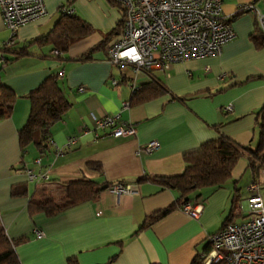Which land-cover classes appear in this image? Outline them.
<instances>
[{
    "label": "crops",
    "instance_id": "1",
    "mask_svg": "<svg viewBox=\"0 0 264 264\" xmlns=\"http://www.w3.org/2000/svg\"><path fill=\"white\" fill-rule=\"evenodd\" d=\"M247 3L264 13V0H222V15L235 37L219 55L175 62L165 72L135 71L106 60V47L117 38L119 32L113 31L121 19L111 0H44L47 14L17 31L12 48H25L27 54L13 59L8 54L0 68V84L16 95L10 116L0 119V222L10 239L25 237L15 248L21 264H191L208 250L211 234L247 219V187L262 175L243 156L227 181L189 196L202 204L199 217L175 208L137 231L145 217L170 206L178 195L138 179L182 173L185 154L219 135L241 149L264 148V44L256 47L251 38L255 14H237ZM63 5L90 30L61 51L53 41L35 40L49 34ZM10 37L0 16V53ZM50 76L57 77L70 105L48 127L43 147L30 143L22 150L18 134L29 116L26 95ZM156 83L166 91H156ZM139 88L156 94L130 104ZM229 104L232 108L226 110ZM103 114L133 124L135 134L115 137L109 129L97 130L95 118ZM72 136L76 141L65 146ZM152 139L158 145L145 151ZM27 169L46 173L48 179L28 180ZM80 178L106 187L95 199L52 217L30 213L28 201L37 187L49 188L59 199L65 183ZM116 182L135 192L111 193L107 184Z\"/></svg>",
    "mask_w": 264,
    "mask_h": 264
},
{
    "label": "built area",
    "instance_id": "2",
    "mask_svg": "<svg viewBox=\"0 0 264 264\" xmlns=\"http://www.w3.org/2000/svg\"><path fill=\"white\" fill-rule=\"evenodd\" d=\"M121 10V26L117 38L106 47V60L116 65H131L135 71L159 69L165 72L172 63L219 55L222 47L235 37L230 22L222 15V0H111ZM61 9L68 15L73 10L66 5ZM252 11L264 31V13L254 4L239 8ZM47 14L44 0H0V16L11 32L3 46L14 44V36L25 24ZM57 53V51H55ZM0 53V66L4 65ZM61 75V74H60ZM225 74L219 75V78ZM116 82V81H114ZM82 89V87H80ZM128 105L124 103L123 106ZM229 104L225 107L230 110ZM97 130L109 129L115 137L135 134L134 125L121 121L118 115L103 114L95 118ZM76 141L70 137L65 146ZM150 140L145 151L158 145ZM62 147L57 152L62 151ZM262 183L249 184L244 209L247 219L226 223L208 238L209 248L200 255L202 264H264V164L261 166ZM28 180H47L46 173L27 169ZM111 193L132 194L131 185L120 182L108 186ZM191 217H199L202 204L187 200L180 208ZM91 211H95L91 208ZM37 238L42 232L36 230Z\"/></svg>",
    "mask_w": 264,
    "mask_h": 264
},
{
    "label": "trees",
    "instance_id": "3",
    "mask_svg": "<svg viewBox=\"0 0 264 264\" xmlns=\"http://www.w3.org/2000/svg\"><path fill=\"white\" fill-rule=\"evenodd\" d=\"M59 11L61 18L53 29L48 35L38 38L35 41L39 43L53 41L56 48L62 51L72 41L85 36L90 28L83 21L74 18L73 14L68 15L61 8ZM241 12L243 11L238 10L237 14ZM255 25V32L251 35V38L254 45L259 47L264 44V31L261 30L257 21ZM120 26L121 22L119 21L113 32H119ZM13 45L11 44L10 46H3L1 48V53L5 58L4 64L9 60L8 54L12 56L11 59L27 54L25 48L17 50L12 48ZM85 59H87V55L80 58V60ZM137 90L134 91L130 104L144 101L150 95L153 96L156 94L151 89L149 91L145 90L144 92L140 88ZM155 90L162 92L166 91V88L162 84L156 83ZM26 97L30 101L29 116L18 134L19 145L22 150L30 143L40 144L43 147L42 144L47 140L48 127L70 105L63 95L56 76H50L44 79L35 89L29 91ZM15 98L16 95L11 89L0 84V119L10 116ZM243 156H246L249 161L248 164L254 171L259 170L262 164H264V148L262 146L254 150L249 147H242L241 149L228 137L219 135L218 138L201 144L196 151L185 154V168L182 173L171 176H147L138 179L139 181L151 180L160 184L162 187L174 189L178 195L173 204L145 217L137 228V231L151 225L172 209L180 208L184 202L190 199L189 196L197 189L209 185L219 186L227 181L231 177L237 161ZM90 165L96 169H100L99 165L95 163H90ZM101 186V184L91 179L80 178L70 180L65 183V189L59 199L54 197L49 188L37 187L29 198L28 208L30 213L43 212L47 217H52L72 206L95 199L101 190ZM24 240L25 237L10 239L6 235L5 229L0 222V264H21L15 248ZM70 264L76 263L74 260H70ZM191 264L202 263L198 258H195Z\"/></svg>",
    "mask_w": 264,
    "mask_h": 264
},
{
    "label": "rangeland",
    "instance_id": "4",
    "mask_svg": "<svg viewBox=\"0 0 264 264\" xmlns=\"http://www.w3.org/2000/svg\"><path fill=\"white\" fill-rule=\"evenodd\" d=\"M258 185H261V183H262V179H261V177H258L257 179H256V181H255ZM244 214H246V213H244ZM246 217V216H245Z\"/></svg>",
    "mask_w": 264,
    "mask_h": 264
},
{
    "label": "water",
    "instance_id": "5",
    "mask_svg": "<svg viewBox=\"0 0 264 264\" xmlns=\"http://www.w3.org/2000/svg\"><path fill=\"white\" fill-rule=\"evenodd\" d=\"M105 187H106V185H103V186H102V188H105Z\"/></svg>",
    "mask_w": 264,
    "mask_h": 264
}]
</instances>
